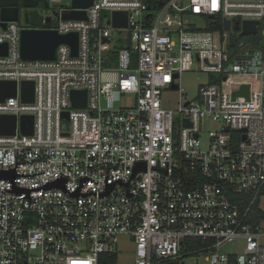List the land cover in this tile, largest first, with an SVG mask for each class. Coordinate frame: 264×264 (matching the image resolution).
I'll list each match as a JSON object with an SVG mask.
<instances>
[{
  "label": "built area",
  "instance_id": "2783aa9c",
  "mask_svg": "<svg viewBox=\"0 0 264 264\" xmlns=\"http://www.w3.org/2000/svg\"><path fill=\"white\" fill-rule=\"evenodd\" d=\"M84 11L86 20L51 26L77 33L78 52L72 57L60 45L50 62L22 60V26H0L7 46L0 82H16V95L0 102V115L16 118L14 135H0V171L16 162V174L44 172L16 177L17 188L62 175L69 192L87 177L97 184L87 180L79 194H100L106 176L107 184L127 183L135 162L160 170L138 171L128 198L115 182L107 197L50 189L31 191L37 203L29 204L0 180V264H100L102 255H117L122 236L133 239L132 264L194 256L204 264H264V217L253 221L264 197V59L246 51L231 59L223 28L225 20L234 35L237 21L258 27L264 0H93ZM113 12L126 15V28L112 26ZM194 68L221 81L199 86L177 111L163 108L162 92L180 93V75ZM24 81L34 83L33 102L21 99ZM243 85L249 98H233ZM72 91L86 92L85 107L72 105ZM22 116L33 117L32 135L20 132ZM225 244L240 253H219Z\"/></svg>",
  "mask_w": 264,
  "mask_h": 264
},
{
  "label": "water",
  "instance_id": "95a60500",
  "mask_svg": "<svg viewBox=\"0 0 264 264\" xmlns=\"http://www.w3.org/2000/svg\"><path fill=\"white\" fill-rule=\"evenodd\" d=\"M19 1L21 7L24 9L21 16H19ZM38 2L44 4V8L48 7L49 0H0V26L5 29L6 23L8 22H18L22 29L20 30V56L24 61L31 62H50L55 61L57 58V48L60 45H66L70 49V55L72 57L77 56L78 52V35L77 33H68V34H59L56 30L51 29V26L56 24L59 20L62 21H75V20H86L85 9L89 8L93 4V0H71L68 6L61 5H51L53 10L50 14H40L35 8ZM112 26L114 28H126L127 19L126 15L122 12H113L111 15ZM213 17L211 16L210 19ZM55 19V21H53ZM53 22V23H52ZM257 22H235L234 30L238 32V37L244 35H255L258 31ZM223 28L229 31V46H233L235 43V35L230 29L229 21L223 22ZM106 42V40H104ZM7 46L5 44H0V56L6 55ZM21 99L23 102H33L34 97V83L31 81H24L21 83ZM176 86H173L172 89H176ZM16 95V82L14 81H1L0 82V102H3L6 98L14 97ZM243 96L246 99L249 98V87L243 85L240 89L232 94V97ZM86 92L85 91H72L70 94V100L74 107H85L86 106ZM62 118L68 119V114L63 113ZM20 132L24 135H32L33 132V117L32 116H22L20 118ZM189 126V125H188ZM16 128V118L14 116H5L0 115V135L1 136H12L15 133ZM197 136L195 135V138ZM34 161V160H33ZM32 162V161H31ZM30 162V163H31ZM43 162V161H39ZM27 163V162H23ZM17 164H14V169L2 170L0 171V180H6L10 182V190H5L9 193L22 194L25 193L30 203L29 193L31 191H41V190H50L57 189L66 194H69L71 197L78 199L79 196L87 197L90 194L107 197L110 191L113 189L115 182L126 186L125 197L135 196L133 193H129L127 190V185L129 180L136 175L140 170L146 172V170H160L155 168H146L145 162H135L132 165L131 174L127 183H122L118 179L114 180L111 184L106 183V178L104 180V192L95 193L88 192L87 194H79L80 188L83 184L89 180L95 184L96 182L88 179L87 177H80L78 187L74 191H66L65 186L67 179L62 175L59 176L54 181L47 182L41 187L34 188H17L15 186L16 177H32L41 173H35L31 175L16 174L15 169ZM167 164V163H166ZM113 169V168H109ZM116 170V169H115ZM164 176L167 175V165L166 170H163ZM179 171V170H177ZM108 175V173H107ZM181 178V174H180ZM194 185V184H193ZM23 199V198H22ZM138 201V198H137Z\"/></svg>",
  "mask_w": 264,
  "mask_h": 264
},
{
  "label": "rangeland",
  "instance_id": "374dc122",
  "mask_svg": "<svg viewBox=\"0 0 264 264\" xmlns=\"http://www.w3.org/2000/svg\"><path fill=\"white\" fill-rule=\"evenodd\" d=\"M62 2L56 5L68 6L71 0H61ZM203 23H199L202 25ZM230 58H234L236 55L242 52H255L264 56V21H261L258 26V31L255 35H244L238 37V32H235V44L228 48ZM215 74L201 72L199 69L194 68L190 72H185L180 75L179 83L181 92L178 91H163L161 95L162 107L167 110L177 111L180 102H185L186 100H191L197 95L199 86L205 85L208 82H212L215 79ZM182 93V96L180 95ZM125 101L121 104H115V108L123 105ZM104 107V104H102ZM208 130V127L204 128V131ZM207 138L205 133L201 134V139L204 142ZM259 209L264 213V197L259 200ZM264 229V223L262 224ZM117 251V264H132L133 262V251L134 242L128 236H122L118 239L116 246ZM217 252V251H215ZM218 252L221 254H238L240 249L233 247L229 244L222 245ZM184 264H204L203 256H194L187 258Z\"/></svg>",
  "mask_w": 264,
  "mask_h": 264
},
{
  "label": "trees",
  "instance_id": "16d2710c",
  "mask_svg": "<svg viewBox=\"0 0 264 264\" xmlns=\"http://www.w3.org/2000/svg\"><path fill=\"white\" fill-rule=\"evenodd\" d=\"M216 28L221 29L220 23H218V26L215 27V29ZM260 54H262V52ZM262 58L264 59V56ZM223 77L224 76H222V78ZM211 81H212L213 84L214 83H218L219 81H221L220 76H216V78L215 79H212ZM233 199H235V198H233ZM240 207L241 208H244L245 207V204H240ZM255 212H256V217L253 218V221H256L257 222L258 219L264 217V213L261 212V211H259L257 209V207H255ZM99 260H100V264H104V262H105V264H117V255H115V254L114 255H102Z\"/></svg>",
  "mask_w": 264,
  "mask_h": 264
},
{
  "label": "flooded vegetation",
  "instance_id": "af4514ba",
  "mask_svg": "<svg viewBox=\"0 0 264 264\" xmlns=\"http://www.w3.org/2000/svg\"><path fill=\"white\" fill-rule=\"evenodd\" d=\"M18 9H19V16L22 15L24 9L21 7V3L19 1V6H18ZM40 14H50L53 12L52 8H51V5L48 3V7L47 8H44V4L42 2H38L37 5H36V8H35ZM55 21V19L53 20ZM53 23V22H52Z\"/></svg>",
  "mask_w": 264,
  "mask_h": 264
}]
</instances>
